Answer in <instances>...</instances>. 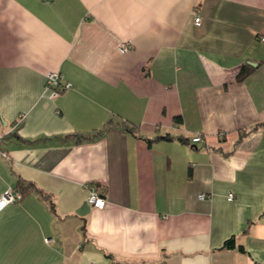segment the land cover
I'll return each instance as SVG.
<instances>
[{
  "label": "crops",
  "instance_id": "1",
  "mask_svg": "<svg viewBox=\"0 0 264 264\" xmlns=\"http://www.w3.org/2000/svg\"><path fill=\"white\" fill-rule=\"evenodd\" d=\"M8 188L0 264H264V0H0Z\"/></svg>",
  "mask_w": 264,
  "mask_h": 264
},
{
  "label": "built area",
  "instance_id": "2",
  "mask_svg": "<svg viewBox=\"0 0 264 264\" xmlns=\"http://www.w3.org/2000/svg\"><path fill=\"white\" fill-rule=\"evenodd\" d=\"M43 1H49V0H43ZM194 22L195 24H200L201 18L198 13V10H196V14L194 16ZM118 50L121 52H125L128 49V44L126 43H120L117 46ZM46 77V83L45 85L49 88H51L54 92H60L63 91L69 87H71L72 83L69 80H66L61 72L59 70H50L45 74ZM223 132H220L219 135H222ZM203 139V136L198 133L191 137V140L194 142L201 141ZM205 194L201 192L199 194V197H204ZM21 197V193L17 190H14L13 188L6 189L1 195H0V209H2L7 203L18 200ZM233 197L232 193L228 194V199H231ZM87 203L93 207L102 208L105 204V197L104 195L99 191V189L96 187V185H92L89 188L88 195H87Z\"/></svg>",
  "mask_w": 264,
  "mask_h": 264
},
{
  "label": "trees",
  "instance_id": "3",
  "mask_svg": "<svg viewBox=\"0 0 264 264\" xmlns=\"http://www.w3.org/2000/svg\"><path fill=\"white\" fill-rule=\"evenodd\" d=\"M249 70V67L245 68V65H242L239 69V71L237 72L236 74V78L238 79H241L245 74L246 72ZM257 127V125H255L254 127H252L251 129H249L247 132H249L250 130H252L253 128ZM74 136L76 137L77 140H81V139H84V138H88V136L86 135H83V134H78V133H75ZM157 138L158 137H165L167 138L168 135H158L156 136ZM148 141H152L151 138L148 139ZM24 182L18 178L17 179V185H23ZM234 237H229L228 239L225 240V243L224 245L227 246V247H232L234 246ZM239 248L243 249L242 246L239 244L238 246ZM112 264H133V263H130V262H119V261H114Z\"/></svg>",
  "mask_w": 264,
  "mask_h": 264
},
{
  "label": "water",
  "instance_id": "4",
  "mask_svg": "<svg viewBox=\"0 0 264 264\" xmlns=\"http://www.w3.org/2000/svg\"><path fill=\"white\" fill-rule=\"evenodd\" d=\"M250 63H252V62H250ZM77 212H78L79 214H81V215H84V214H85V211H83L82 209L78 210Z\"/></svg>",
  "mask_w": 264,
  "mask_h": 264
}]
</instances>
